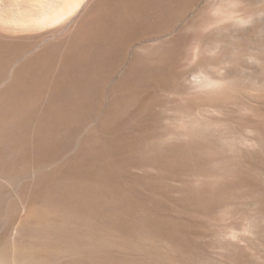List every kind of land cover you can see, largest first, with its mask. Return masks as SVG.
Masks as SVG:
<instances>
[{
  "label": "rangeland",
  "instance_id": "374dc122",
  "mask_svg": "<svg viewBox=\"0 0 264 264\" xmlns=\"http://www.w3.org/2000/svg\"><path fill=\"white\" fill-rule=\"evenodd\" d=\"M97 1L0 0V252L25 264H264V0H162L169 11L108 0L104 24ZM68 4L69 19L49 24ZM83 14L98 31L81 37L66 83ZM178 35L201 40L219 91L176 80L198 64L191 45L180 60L157 48Z\"/></svg>",
  "mask_w": 264,
  "mask_h": 264
},
{
  "label": "bare ground",
  "instance_id": "6f19581e",
  "mask_svg": "<svg viewBox=\"0 0 264 264\" xmlns=\"http://www.w3.org/2000/svg\"><path fill=\"white\" fill-rule=\"evenodd\" d=\"M128 1V0H127ZM130 1V0H129ZM129 1H128V3H129ZM147 0H133V1H131L132 3H136L137 4V7L139 8V7H144V6H148V7H154V8H156V9H158V10H164V11H169L170 9V6H172V5H170V3L169 2H167V3H164V1H158V0H155L154 2H152L151 3V6H150V3L148 4L147 2H146ZM98 2V3H97ZM96 3H94V6L95 7H99L100 8V11H99V13H98V16L95 18V19H92L93 21L94 20H96V22L97 23H103V22H105V21H109L108 19L110 18L109 16L107 17V15H105V14H108L109 13V11H111V6H110V2H108V0H98ZM131 2H130V4H131ZM71 3V2H70ZM93 3V2H92ZM120 3V2H119ZM181 3V2H180ZM78 4V3H77ZM96 4V5H95ZM125 4L127 5V3L125 2ZM68 5H70V4H68ZM67 5V6H68ZM92 5V4H91ZM116 5V4H115ZM180 5V4H179ZM65 7V8H67V9H64V10H61L60 9V11L59 12H57V13H55L54 15H52L49 19H48V22H49V24L51 23V25L53 24L54 25V23H58L59 22V25H60V22H62L63 23V21H65V18L68 20L69 18L68 17H70L71 15V13H70V11H71V5H70V7L68 8V7ZM80 6V5H79ZM107 6V7H106ZM110 6V7H109ZM118 6V5H117ZM87 7V6H86ZM89 7V6H88ZM87 7V8H88ZM91 7H93V6H91ZM94 7V8H95ZM119 7V6H118ZM118 7H116V8H118ZM124 7V6H123ZM122 7V8H123ZM128 8H129V5L127 6ZM137 7H135V8H137ZM181 7V6H180ZM207 7V6H206ZM64 7H62V9H63ZM133 8V7H132ZM90 9H92V8H90ZM89 9V10H90ZM120 9V8H119ZM127 9V8H126ZM134 9V8H133ZM156 9H154L153 11L155 12V10ZM169 9V10H168ZM135 10H137V9H135ZM134 10V11H135ZM144 10V9H143ZM142 10V11H143ZM176 10H177V7H176ZM77 11V10H76ZM85 11V10H84ZM90 11H92V10H90ZM126 11V10H125ZM139 11V10H138ZM141 11V10H140ZM140 11H139V13H140ZM159 11V12H160ZM108 12V13H107ZM113 12V11H112ZM121 12H123V10L121 11ZM128 12V11H127ZM148 12V11H147ZM150 12H152V11H150ZM157 12V11H156ZM75 13V12H74ZM87 13H89V12H87ZM115 13V12H114ZM118 13V12H117ZM134 13V12H133ZM138 12H137V16H139L138 14H139ZM142 13V12H141ZM144 13V12H143ZM121 14V13H120ZM120 14H115L116 16H118V15H120ZM129 14V12L127 13V15H125L124 13H123V15H125V17L127 18L128 16H131L132 15V13H130V15H128ZM150 14V13H149ZM149 14H147V15H149ZM158 14H160V13H158ZM207 14V13H206ZM86 14H83L82 15V17L83 18H86V17H84ZM92 15L93 14H91L90 16L92 17ZM110 15V14H109ZM141 15V14H140ZM143 16H145L144 14H142ZM155 15V14H154ZM249 15V14H248ZM247 15V16H248ZM68 16V17H67ZM88 16H89V14H88ZM89 16V17H90ZM115 16V17H116ZM135 15H132V17H128V18H133ZM137 16H135V17H137ZM156 16V15H155ZM160 16V15H159ZM113 16H111V18H112ZM125 17H123V18H125ZM147 17V16H146ZM161 17H162V15H161ZM160 17V18H161ZM82 18V19H83ZM119 18V17H118ZM117 18V19H118ZM120 18H121V15H120ZM123 18H121V19H123ZM228 19V17H227V15L225 16V15H223V17H222V19H220V20H225V19ZM78 19V18H77ZM87 19V18H86ZM86 19L84 20L83 19V21L81 22V18H80V24H79V26L76 28V31L73 33L72 32V34H74L72 37H71V39H69L68 38V40H67V38H66V40H67V46H68V48H70L69 50H67L68 52L67 53H65L66 55H65V57H63L64 59H63V67L62 66H60V67H62V70L61 69H59V71L62 73L61 75H62V77H65L66 78V83H67V80H69L70 78H72L73 77V75H74V73H77V71L75 72V70H76V67L78 66L79 67V65H81V64H79L78 65V61H79V59H78V56L77 55H79V51H80V47H81V45L83 44L82 43V41H80V39H81V37L83 38V40H84V38L85 37H87V35H88V31H89V29H97V28H95L93 25H95L93 22H89L90 20L89 19H87V21H86ZM112 19H115V18H112ZM112 19H111V22H112ZM116 19V20H117ZM167 19V18H166ZM247 20V17L245 18V16H239L236 20H237V22H240V23H242L244 20ZM43 20V19H42ZM66 20V21H67ZM124 20V19H123ZM129 20V19H128ZM127 20V21H128ZM134 19H132V21H133ZM145 20V19H144ZM147 20V19H146ZM158 20H160V19H158ZM161 20H162V18H161ZM219 19H217V20H215V21H212L211 22V24H214V23H218L219 21H220ZM245 20V21H246ZM251 21V20H250ZM75 22H77V21H75ZM122 23H123V21H121ZM61 23V24H62ZM65 23V22H64ZM107 23V22H106ZM124 23H132L133 24V22H131V20H130V22H124ZM134 23H135V21H134ZM138 23H140V22H138ZM143 24H144V22H142ZM231 23V22H230ZM78 24V23H77ZM104 24V23H103ZM157 24V23H156ZM164 24V23H163ZM221 24V23H220ZM225 24V23H224ZM50 25V26H51ZM55 25H57V24H55ZM106 25V24H105ZM120 25L121 26H123L121 23H120ZM112 26V25H111ZM119 26V25H118ZM117 26V27H118ZM120 26V27H121ZM134 26H136V25H134ZM133 26V28H135ZM163 26V25H162ZM74 27H76V26H74ZM94 27V28H93ZM97 27V26H96ZM107 27H109V26H107ZM107 27H105L106 28V31H108L107 30ZM114 27V26H113ZM131 27V26H130ZM110 28V27H109ZM115 28V27H114ZM84 29V31H83V33H82V30ZM116 29V28H115ZM131 29H132V27H131ZM70 30V29H69ZM122 30V29H121ZM121 30H119V31H121ZM58 31H60V30H58ZM62 32H63V30H61ZM60 31V32H61ZM96 31H98V29L96 30ZM116 31V30H115ZM212 31V30H211ZM92 32H95V31H90V33H92ZM102 32V31H101ZM118 32V31H117ZM122 32H124V31H122ZM80 33H82V36L80 35ZM97 33V35H98V32H96ZM103 33V32H102ZM115 33V32H114ZM92 35V34H91ZM93 35H94V33H93ZM101 35V34H100ZM104 35V34H103ZM108 35V34H107ZM109 35H111L112 36V34H109ZM96 36V35H95ZM97 37V36H96ZM101 39H102V37L101 36H99ZM106 38H108V37H106ZM90 39V38H89ZM103 39H104V36H103ZM110 39V38H109ZM108 39V40H109ZM119 39V38H118ZM64 40H65V38H64ZM105 40V39H104ZM107 40V41H108ZM111 40V39H110ZM120 40H122V39H120ZM200 39H198V37H197V35L195 36V38H188V37H185V36H181V35H178V36H176V38L173 40V41H171V42H167V41H164V42H162V43H160V44H158V46H157V48L158 47H160V46H172V49H170V52H167L166 54L168 55V56H170V57H174L175 59H177V60H180V58L182 57V52H183V50L185 49V48H187L189 45H191L192 46V51L191 52H193V55H194V57H193V59L194 60H196L197 62H198V64H196L195 66H192V67H187V68H184L183 66H181V67H179L178 69L176 68V70H175V72H176V77H177V79L176 80H181V81H183L186 85H188V87H189V89L190 90H200V89H206V88H215L216 87V89L218 90V88H217V86H219L221 83H220V81H217V80H215V79H212V78H210L209 76L210 75H208L207 77H205V72L206 71H204V66H205V62H204V60H205V58H203L204 56H203V54H204V52H203V48L201 47V44H200V41H199ZM100 41V40H99ZM64 41H61V43H63ZM112 42V41H111ZM111 42H110V44H111ZM115 42V41H114ZM117 42H120V41H117ZM61 43H58V44H60L61 45ZM92 43V42H91ZM116 43V42H115ZM126 43V42H125ZM193 45H192V44ZM65 44V43H64ZM95 44H96V41H95ZM94 44V45H95ZM109 44V43H108ZM120 43H118L117 45H119ZM87 45V44H86ZM117 45H115V46H117ZM54 47H55V45H53ZM92 46H93V43H92ZM48 47H50V46H48ZM156 47V46H155ZM80 48V49H79ZM111 48V47H110ZM110 48L108 49V50H110ZM120 48H121V46H120ZM221 48V47H220ZM56 50H57V48H55ZM59 49H62V48H59ZM64 49H66V47L64 48ZM161 49V48H160ZM216 49V48H215ZM218 49V48H217ZM49 50V49H48ZM105 50H106V48H105ZM50 51V50H49ZM113 51V50H112ZM148 51V50H147ZM151 51H153V50H151ZM220 51H222V50H220ZM52 51H50L48 54H50ZM57 52H59V51H57ZM42 53V52H41ZM46 54V52L44 51L42 54ZM53 53V52H52ZM159 53V52H158ZM165 53V52H164ZM223 53V52H222ZM41 54V55H42ZM47 54V55H48ZM54 54V53H53ZM139 55V54H138ZM207 55V54H206ZM45 56V55H44ZM55 57V56H52V55H49V57ZM48 57V56H47ZM38 58H39V56H38ZM46 58V57H45ZM218 58V57H217ZM221 58H222V56H221ZM34 59V58H33ZM49 59V58H48ZM53 59V58H52ZM204 59V60H203ZM83 60V59H82ZM120 60V59H119ZM217 60V59H216ZM218 60H219V58H218ZM222 60V59H221ZM220 60V61H221ZM254 60V59H253ZM252 60V61H253ZM35 61V60H34ZM97 61V60H96ZM140 61V60H139ZM209 61V60H208ZM211 61V60H210ZM228 61V60H227ZM258 61V60H257ZM39 62V61H38ZM102 62V61H101ZM116 63V65H117V62H115ZM218 63H219V61H218ZM24 64V63H23ZM47 64V63H46ZM61 64V63H60ZM59 64V65H60ZM97 64V63H96ZM221 64V63H220ZM39 65V64H38ZM101 65H103V64H101ZM131 65H133V64H131ZM135 65V64H134ZM133 65V66H134ZM206 65H208V64H206ZM212 66H214V65H212ZM260 66V65H259ZM47 67H49V66H47ZM77 67V68H78ZM100 67V66H99ZM156 67V66H155ZM223 67V66H222ZM43 68V67H42ZM106 68V67H105ZM143 68V67H142ZM162 68V67H161ZM37 69V68H36ZM141 69V68H140ZM140 69H138V70H140ZM145 69V68H144ZM164 69V68H163ZM255 69V68H254ZM22 70V69H21ZM82 70V69H81ZM80 70V71H81ZM96 70V69H95ZM95 70H93L94 72H95ZM107 70V69H106ZM142 70V69H141ZM215 70V69H214ZM244 70V69H243ZM20 71V70H19ZM37 71V70H36ZM41 71V70H40ZM101 71V70H100ZM135 71H137L136 70V68H135ZM162 71V70H161ZM233 71V70H232ZM28 72V71H27ZM42 72V71H41ZM85 72V71H84ZM37 73H39V70H38V72ZM103 73V72H102ZM153 73V72H152ZM164 73V72H163ZM219 73H220V71H219ZM243 73H244V71H243ZM81 74V73H80ZM157 74H158V72H157ZM221 74V73H220ZM223 74V73H222ZM15 75V74H14ZM14 75H12V76H14ZM22 75H23V73H22ZM58 75V74H57ZM139 75V74H138ZM175 75V74H174ZM214 75V74H213ZM1 76V75H0ZM37 76V75H36ZM75 76V75H74ZM76 76H78V75H76ZM75 76V77H76ZM80 76V75H79ZM135 76V75H134ZM147 76V75H146ZM221 76V75H220ZM21 77V76H20ZM29 77V76H28ZM32 77V76H31ZM130 77V76H129ZM128 77V78H129ZM133 77V75L130 77V78H132ZM170 77V76H169ZM40 78V77H39ZM55 78H58V76H56ZM91 78V77H90ZM145 78V77H144ZM162 78V77H161ZM164 78V77H163ZM174 78V77H173ZM19 79V78H18ZM28 79V78H27ZM58 79H61L60 77L58 78ZM63 79V78H62ZM76 79H77V77H76ZM88 79V78H87ZM94 79V78H93ZM134 79V78H133ZM175 79V78H174ZM223 79H224V77H223ZM34 80V79H33ZM56 80V79H55ZM72 80V79H71ZM69 81V83L70 82H72V81ZM81 80V79H80ZM96 80V79H95ZM123 80V82H126L127 84V87H128V80L125 78V79H122ZM157 80V79H156ZM159 80V79H158ZM168 80V79H167ZM25 81V80H24ZM39 81V80H38ZM61 81H63V80H61ZM60 81V82H61ZM152 81V80H151ZM161 81V80H160ZM16 82V81H15ZM19 82H20V80H19ZM28 82V81H27ZM26 82V83H27ZM64 82V81H63ZM63 82H61V83H63ZM158 82V81H157ZM168 82V81H167ZM225 82V81H224ZM24 83V82H23ZM54 83V82H53ZM78 83H80V82H78ZM163 83V82H162ZM180 83H182V82H180ZM32 84V83H31ZM33 84H34V82H33ZM55 84H57L56 83V81H55ZM131 84V83H130ZM151 84V83H150ZM166 84V83H165ZM223 84V83H222ZM221 84V85H222ZM76 85V84H75ZM159 85H161V84H159ZM224 85V84H223ZM245 86H246V84H244ZM19 86V85H18ZM45 86V85H44ZM57 86V88L55 87H52V88H54V90H53V92H55V90H58L59 88H58V85H56ZM123 86V85H122ZM151 86V85H150ZM165 86V85H164ZM163 86V87H164ZM185 86V85H184ZM225 86H226V84H225ZM224 86V87H225ZM229 86V85H228ZM158 87V86H157ZM176 87V86H175ZM223 87V88H224ZM244 87V86H243ZM11 88V87H10ZM15 88V87H14ZM14 88H12V89H14ZM23 89H24V87H22ZM44 88V87H43ZM46 88V87H45ZM61 88H62V85H61ZM239 88V87H238ZM242 88V87H241ZM5 89H6V87H5ZM8 89V88H7ZM11 89V90H12ZM91 89H93V88H91ZM144 89V88H143ZM161 89V88H160ZM173 89V88H172ZM172 89H170V90H172ZM248 89V88H247ZM254 89V88H253ZM4 90V89H3ZM51 90V91H52ZM61 90V89H60ZM59 90V91H60ZM85 90V89H84ZM140 90V89H139ZM165 90H167L166 88H165ZM215 90V89H214ZM237 90V89H236ZM243 90H245V89H243ZM9 91V90H8ZM14 91V90H13ZM41 91V90H40ZM43 91V90H42ZM45 91V90H44ZM58 91V92H59ZM132 91V90H131ZM183 91V90H182ZM219 91V90H218ZM248 91V90H247ZM250 91V90H249ZM52 92V93H53ZM57 92V93H58ZM200 92V91H199ZM230 92V91H229ZM240 92V91H239ZM243 91L241 90V93H242ZM1 93V92H0ZM9 93V92H8ZM7 93V94H8ZM49 93H50V91H49ZM149 93V92H148ZM163 93V92H162ZM230 93H232V92H230ZM252 93V92H251ZM3 94V93H2ZM53 94H55V93H53ZM58 94H61V92L60 93H58ZM57 94V95H58ZM211 94V93H210ZM6 95V94H5ZM25 95V94H24ZM34 95V94H33ZM56 95V96H57ZM130 95H132V94H130ZM136 95H137V92H136ZM168 95V94H167ZM172 95V94H171ZM215 95H216V93H215ZM230 95V94H229ZM232 95H234V94H232ZM1 97H3L4 95H0ZM14 96V95H13ZM20 96V95H19ZM31 96V95H30ZM44 96V95H43ZM52 96V95H51ZM59 96V95H58ZM218 96V95H217ZM221 96V95H220ZM238 96V95H237ZM249 96V95H248ZM36 97V96H35ZM40 97V96H39ZM64 97V96H63ZM250 97V96H249ZM252 97V96H251ZM250 97V98H251ZM18 98V97H17ZM48 98V97H47ZM56 97H53L52 99H54V100H56L55 99ZM164 98V97H163ZM194 98V97H193ZM212 98V97H211ZM226 98V97H225ZM28 99V98H27ZM38 99V98H37ZM59 99V98H58ZM62 99V98H61ZM138 99V98H137ZM146 99V98H145ZM232 99V98H231ZM8 100V99H7ZM21 100H22V98H21ZM33 100V99H32ZM133 100V99H132ZM219 100V99H218ZM240 100V99H239ZM254 100V99H253ZM16 101V100H15ZM43 101H45V100H43ZM163 101V100H162ZM192 101V100H191ZM211 101V100H210ZM230 101V100H229ZM11 102V101H10ZM129 102V101H128ZM209 102V101H208ZM214 102V101H213ZM219 102V101H218ZM234 102V101H233ZM1 103V102H0ZM8 103V102H7ZM6 103V104H7ZM28 103V102H27ZM27 103H26V105H27ZM54 103V102H53ZM4 104V103H3ZM250 104V103H249ZM179 105V104H178ZM3 106V105H2ZM21 106V105H20ZM200 106V105H199ZM215 106V105H214ZM1 107V106H0ZM14 107V106H13ZM46 107V106H45ZM175 107V106H174ZM216 107V106H215ZM19 108V107H18ZM132 108V107H131ZM170 108H171V106H170ZM7 109V108H6ZM13 109H16V108H13ZM23 109V108H22ZM44 109V108H43ZM145 109V108H144ZM240 109H242V108H240ZM244 109V108H243ZM10 110V109H9ZM20 110V109H19ZM57 110H59V109H57ZM21 111H23V110H21ZM4 112V111H3ZM24 112V111H23ZM5 113V112H4ZM36 113V112H35ZM46 113V112H45ZM230 113V112H229ZM8 114V113H7ZM11 114V113H10ZM31 114H33V113H30V115ZM145 114V113H144ZM14 115V114H13ZM24 115V114H23ZM36 115H38V114H36ZM61 115V114H60ZM3 116V115H2ZM12 116V115H11ZM25 116V115H24ZM32 116V115H31ZM40 116V115H39ZM49 116V115H48ZM47 116V117H48ZM13 117V116H12ZM55 117V116H54ZM1 118V117H0ZM43 118V117H42ZM45 118V117H44ZM12 119V118H11ZM39 119V118H38ZM58 119V118H57ZM202 119V118H201ZM32 120H33V118H32ZM36 120V119H35ZM50 120V119H49ZM56 120V119H55ZM61 120V119H60ZM193 120V119H192ZM198 119L196 118V121H197ZM210 120V119H209ZM21 121H22V119H21ZM194 121V120H193ZM195 121V122H196ZM4 122V121H3ZM192 122V121H191ZM210 122H212V120L210 121ZM46 123V122H45ZM62 123V122H61ZM66 123V122H65ZM214 123V122H213ZM200 124V123H199ZM202 124H203V122H202ZM29 125V124H28ZM36 125V124H35ZM62 125V124H61ZM210 125V124H209ZM26 126V125H25ZM42 126V125H41ZM4 127V126H3ZM24 130V129H23ZM32 130V129H31ZM13 131H15V130H13ZM21 132V131H20ZM28 134V133H27ZM37 134V133H36ZM23 135V134H22ZM34 135V134H33ZM153 135V134H152ZM29 136H31V135H29ZM16 137V136H15ZM34 137V136H33ZM213 137V136H212ZM26 139H27V137H26ZM38 139V138H37ZM22 140V139H21ZM13 141V140H12ZM19 141V140H18ZM37 141V140H36ZM22 143V142H21ZM251 143H252V141H251ZM10 144V143H9ZM34 144V143H33ZM247 145V144H246ZM252 145V144H251ZM253 147V146H252ZM38 148V147H37ZM26 150V149H25ZM37 151V150H36ZM33 152V151H32ZM6 153H8V152H6ZM24 153H26L25 151H24ZM244 153V152H243ZM18 154H19V152H18ZM34 154H35V152H34ZM240 154H241V151H240ZM23 155V154H22ZM63 155H65V154H63ZM10 156V155H9ZM2 157V156H1ZM5 157H6V155H5ZM11 157V156H10ZM66 157V156H65ZM19 159V158H18ZM17 159V160H18ZM213 159V158H212ZM264 159V158H263ZM8 160V159H7ZM38 160V159H37ZM242 160V159H241ZM12 162V161H11ZM1 163V162H0ZM3 163V162H2ZM33 163V162H32ZM252 163V162H251ZM0 166H1V164H0ZM28 166V165H27ZM76 167V166H75ZM11 168V167H10ZM5 169V168H4ZM28 169V168H27ZM78 169V168H77ZM40 170V169H39ZM74 170V169H73ZM1 173V172H0ZM14 173V172H13ZM55 174V173H54ZM3 176V175H2ZM34 179V178H33ZM36 179H38V177L36 178ZM29 181V180H28ZM2 183V182H1ZM39 183V182H38ZM34 184V183H33ZM4 185V184H3ZM28 185V184H27ZM20 190V189H19ZM18 190V191H19ZM33 190V189H32ZM77 191V190H76ZM45 192V191H44ZM18 193V192H17ZM83 193V192H82ZM23 194V193H22ZM25 194V193H24ZM2 195V194H1ZM65 195V194H64ZM86 195V194H85ZM24 196V195H23ZM86 197V196H85ZM12 198V197H11ZM20 199V198H19ZM34 199H36V198H34ZM34 199H33V201H34ZM82 199V198H81ZM22 200V199H21ZM32 200V199H31ZM30 200V201H31ZM40 200V199H39ZM15 201V200H14ZM37 201V200H36ZM89 201V200H88ZM23 203V202H22ZM21 203V204H22ZM54 203V202H53ZM73 203V202H72ZM76 203V202H75ZM1 204V203H0ZM32 204L33 203H29V202H26V203H24L23 205H24V207L23 208H25V209H28L29 210V208H31L32 207ZM37 204H38V202H37ZM36 204V205H37ZM64 204V203H63ZM17 205V204H16ZM55 205V204H54ZM81 205V204H80ZM86 205V204H85ZM1 206V205H0ZM91 206H92V204H91ZM37 207V206H36ZM83 207V206H82ZM5 208V207H4ZM79 209V208H78ZM70 210V209H69ZM72 210V209H71ZM80 210V209H79ZM27 211V210H26ZM34 211V210H33ZM39 211V210H38ZM75 211V210H74ZM21 212V211H20ZM31 212H32V210H31ZM89 212V211H88ZM45 213V212H44ZM56 213V212H55ZM83 213V212H82ZM86 213V212H85ZM90 213V212H89ZM36 214V213H35ZM43 214V213H42ZM41 214V215H42ZM26 215V214H25ZM33 215V214H32ZM67 215V214H66ZM86 215H87V213H86ZM64 216V215H63ZM59 217V216H58ZM81 217H82V215H81ZM85 217V216H84ZM8 218V217H7ZM49 218V217H48ZM40 219V218H39ZM14 220V219H13ZM23 220H25L24 218H23ZM23 220L21 219L20 221L21 222H19V224H18V228L17 229H19V232H23ZM65 220V219H64ZM77 220H79V219H77ZM7 222V221H6ZM5 222V223H6ZM37 222V221H36ZM87 222V221H86ZM47 223V222H46ZM59 224V223H58ZM61 224V223H60ZM14 225H15V223H14ZM65 225V224H64ZM90 225V224H89ZM53 226H54V224H53ZM66 226V225H65ZM101 227H103V226H101ZM29 228V227H28ZM97 228V227H96ZM2 229V228H1ZM62 229V228H61ZM76 229V228H75ZM78 229V228H77ZM74 231V230H73ZM82 231H84V230H82ZM96 231V230H95ZM89 232V231H88ZM54 233V232H53ZM63 233H65V232H63ZM77 233V232H76ZM17 234V233H16ZM82 234V233H81ZM53 235V234H52ZM68 235V234H67ZM77 235V234H76ZM108 235V234H107ZM7 236V235H6ZM63 236V235H62ZM25 237V236H24ZM55 237V236H54ZM107 242V241H106ZM55 245V244H54ZM85 245V244H84ZM53 247H55V246H53ZM25 248V247H24ZM73 249V248H72ZM49 250V249H48ZM58 250H59V248H58ZM10 251V250H9ZM16 252H15V254L12 256V255H4V254H2L1 252H0V264H25V261H23V258H21V256H19V253L20 252H18L19 250H15ZM89 251V250H88ZM12 252V251H11ZM34 252V251H33ZM22 253V252H21ZM93 253V252H92ZM23 257V256H22ZM75 257V256H74ZM80 257V256H79ZM78 258V257H77ZM79 263V262H78ZM102 264V263H101Z\"/></svg>",
  "mask_w": 264,
  "mask_h": 264
}]
</instances>
